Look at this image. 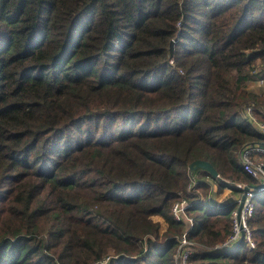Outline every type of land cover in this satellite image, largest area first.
Returning <instances> with one entry per match:
<instances>
[{
  "label": "trees",
  "instance_id": "trees-1",
  "mask_svg": "<svg viewBox=\"0 0 264 264\" xmlns=\"http://www.w3.org/2000/svg\"><path fill=\"white\" fill-rule=\"evenodd\" d=\"M260 79L262 1L0 0V264H175L182 200L190 264H264V192L255 247L212 252L238 207L212 187L258 184Z\"/></svg>",
  "mask_w": 264,
  "mask_h": 264
},
{
  "label": "built area",
  "instance_id": "built-area-1",
  "mask_svg": "<svg viewBox=\"0 0 264 264\" xmlns=\"http://www.w3.org/2000/svg\"><path fill=\"white\" fill-rule=\"evenodd\" d=\"M258 1L264 2V0ZM252 73L256 74L257 68H255ZM256 84L261 87L264 85V80L260 79ZM243 114L254 131L264 134V120H259L256 117L254 109L251 105L244 106ZM262 114L264 116V109L262 110ZM238 162L248 175L257 180L258 184L256 186H259V189H249V191L245 194V199L239 214H237V210L232 212L233 223L231 234L224 243L217 244L214 247L212 250L214 253L231 251L236 248L240 242H244L249 249H253L255 247L254 242L252 241L248 222L254 213V197L256 193L264 192V144L249 143L244 145L239 151ZM245 186L247 185H236L238 189H243ZM189 206V203L182 200L175 203L172 208L173 218L177 221H183L186 223V227L182 235L178 238L175 264H190L189 258L192 254V247L194 246V243L187 239V232L192 226V219L186 213ZM103 262L106 263L107 260Z\"/></svg>",
  "mask_w": 264,
  "mask_h": 264
},
{
  "label": "water",
  "instance_id": "water-1",
  "mask_svg": "<svg viewBox=\"0 0 264 264\" xmlns=\"http://www.w3.org/2000/svg\"><path fill=\"white\" fill-rule=\"evenodd\" d=\"M169 52H170V56H172L173 55V52H174V41H171L170 42ZM197 169H202V170L206 171L211 176V178H213V179H217L218 178L217 171L207 161L196 160V161H193L192 163L189 164L188 170L191 173H194ZM221 181L224 184H227L228 183V181H225V180H221ZM249 189L258 190L259 189V186H254V187L253 186H245L243 189H239L241 191L240 192L241 195L237 199V201H238V207L236 209L237 210V214H239V212H240V210L242 208V205H243V202H244V199H245V194L249 191Z\"/></svg>",
  "mask_w": 264,
  "mask_h": 264
},
{
  "label": "crops",
  "instance_id": "crops-1",
  "mask_svg": "<svg viewBox=\"0 0 264 264\" xmlns=\"http://www.w3.org/2000/svg\"><path fill=\"white\" fill-rule=\"evenodd\" d=\"M249 88L253 89V90H257L258 86L254 84H249ZM217 188L215 186L212 187V196H211V203L215 206H218L219 204H221L225 198L227 200H236L239 197V194L235 195V196H230V189L225 188L223 189V191L221 192V194H217L216 193Z\"/></svg>",
  "mask_w": 264,
  "mask_h": 264
},
{
  "label": "rangeland",
  "instance_id": "rangeland-1",
  "mask_svg": "<svg viewBox=\"0 0 264 264\" xmlns=\"http://www.w3.org/2000/svg\"><path fill=\"white\" fill-rule=\"evenodd\" d=\"M255 85H257V84H255ZM258 86V85H257Z\"/></svg>",
  "mask_w": 264,
  "mask_h": 264
}]
</instances>
